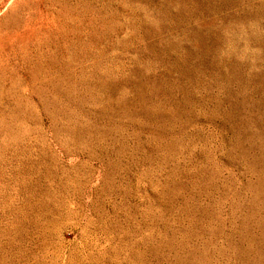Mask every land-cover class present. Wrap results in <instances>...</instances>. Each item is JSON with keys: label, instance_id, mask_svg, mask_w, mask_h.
I'll use <instances>...</instances> for the list:
<instances>
[{"label": "rangeland", "instance_id": "374dc122", "mask_svg": "<svg viewBox=\"0 0 264 264\" xmlns=\"http://www.w3.org/2000/svg\"><path fill=\"white\" fill-rule=\"evenodd\" d=\"M0 264H264V0H0Z\"/></svg>", "mask_w": 264, "mask_h": 264}]
</instances>
